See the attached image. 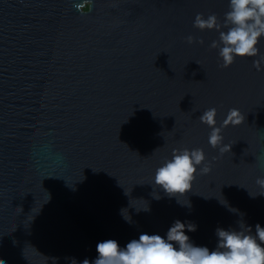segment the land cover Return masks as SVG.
I'll return each instance as SVG.
<instances>
[{
    "label": "water",
    "instance_id": "1",
    "mask_svg": "<svg viewBox=\"0 0 264 264\" xmlns=\"http://www.w3.org/2000/svg\"><path fill=\"white\" fill-rule=\"evenodd\" d=\"M75 2L0 0V260L80 264L97 241L164 235L177 218L210 249L218 226H264V64L222 66L217 31L192 23L223 20L228 0ZM209 107L217 146L199 119ZM230 108L240 121L223 125ZM181 147L209 167L179 197L190 207L152 179Z\"/></svg>",
    "mask_w": 264,
    "mask_h": 264
},
{
    "label": "clouds",
    "instance_id": "2",
    "mask_svg": "<svg viewBox=\"0 0 264 264\" xmlns=\"http://www.w3.org/2000/svg\"><path fill=\"white\" fill-rule=\"evenodd\" d=\"M86 3L87 0L83 4L75 2L74 6L86 7ZM192 23L200 30L217 31L218 38L212 40L210 46L218 49L222 66H229L237 56L257 57L253 64L258 70L264 64V54L258 47L260 39L264 38V0H228L223 20L215 12L207 16L197 12ZM186 39L192 42L194 38L188 35ZM216 111L215 107H209L199 116L209 126L208 142L212 146L223 143L222 127L216 124ZM238 113L237 108H230L223 125L239 122ZM205 161L206 154L200 147L174 148L171 155L155 167L153 184L166 194L175 195L178 203L190 207V201L183 203L179 197L192 188L198 171L209 170ZM256 184L264 188V176H258ZM223 204L227 205V201ZM228 207L230 211H239ZM125 219L130 220L129 217ZM238 223L239 227L218 226L215 229L216 244L210 249L207 245L194 243L185 231L186 228L195 231L197 225L194 222L177 218L164 235L141 232L124 245L113 238L97 241L96 257L91 261L85 258L80 264H264V226L257 222L253 231V226L243 220ZM0 264L7 262L0 260Z\"/></svg>",
    "mask_w": 264,
    "mask_h": 264
},
{
    "label": "trees",
    "instance_id": "3",
    "mask_svg": "<svg viewBox=\"0 0 264 264\" xmlns=\"http://www.w3.org/2000/svg\"><path fill=\"white\" fill-rule=\"evenodd\" d=\"M84 9L86 10L87 9V6Z\"/></svg>",
    "mask_w": 264,
    "mask_h": 264
}]
</instances>
